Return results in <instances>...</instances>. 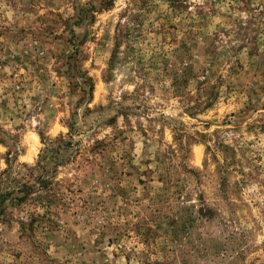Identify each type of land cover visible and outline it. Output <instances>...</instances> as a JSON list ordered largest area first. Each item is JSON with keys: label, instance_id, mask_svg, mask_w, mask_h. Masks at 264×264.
I'll return each mask as SVG.
<instances>
[{"label": "rangeland", "instance_id": "374dc122", "mask_svg": "<svg viewBox=\"0 0 264 264\" xmlns=\"http://www.w3.org/2000/svg\"><path fill=\"white\" fill-rule=\"evenodd\" d=\"M0 264H264V0H0Z\"/></svg>", "mask_w": 264, "mask_h": 264}]
</instances>
